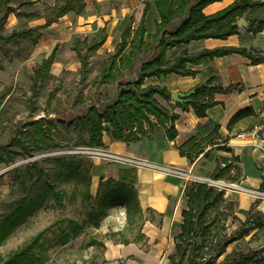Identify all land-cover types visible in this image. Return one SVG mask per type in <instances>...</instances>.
<instances>
[{"label":"rangeland","instance_id":"374dc122","mask_svg":"<svg viewBox=\"0 0 264 264\" xmlns=\"http://www.w3.org/2000/svg\"><path fill=\"white\" fill-rule=\"evenodd\" d=\"M67 2L73 10L40 29L42 35L37 39L36 34L9 39L14 33L46 24ZM147 4V33L138 50L132 43L133 34L127 33L135 32ZM186 17L177 19L175 27ZM159 19L155 0H0V225L16 210L27 209L19 226L0 246L6 260L41 234L26 261L15 264H106L105 245L94 241L105 244L138 237L139 225L127 221L124 206L109 207L105 215L96 217L106 188L102 184L107 183L92 181L94 160H110L86 152L103 148L88 147L84 116L93 106L104 109L115 103L120 84L137 80L141 65L160 53V42L169 45L166 40L172 38L170 32L175 28L155 39ZM95 45L99 47L91 50ZM56 47L55 61L38 80L39 96L34 98L37 70ZM182 48L168 47L166 57L175 59ZM132 50L136 51L132 66L119 62ZM80 56L88 61L86 76ZM116 61L119 78L103 82V72ZM182 173L179 176L188 185L202 182L225 192L226 201L207 217L209 222L215 220L218 239L223 235L235 238L228 246V254H234L227 264H238L244 256L253 259L249 264H264V216L250 212L240 221L235 201L227 197V193L237 192L230 182L209 174ZM48 184L57 187L61 201ZM147 217L155 223L160 220L154 213ZM172 224L169 244L177 243L180 233L179 220ZM141 244L144 251L151 250L146 241ZM204 252L207 258L201 254L195 264H207L215 255L207 248ZM228 254L215 258L214 264H225Z\"/></svg>","mask_w":264,"mask_h":264},{"label":"crops","instance_id":"0c3cea01","mask_svg":"<svg viewBox=\"0 0 264 264\" xmlns=\"http://www.w3.org/2000/svg\"><path fill=\"white\" fill-rule=\"evenodd\" d=\"M235 1H216L207 5L203 13L206 16L213 15ZM253 1H259L262 5L244 12L240 20L244 19L246 26H238V34L226 39L195 40L184 45V48L192 55L219 48H244L253 54L264 55V28L258 30L257 24L250 27L252 20L264 19V0ZM181 23L178 22V26ZM168 31L170 30L167 33ZM186 68L194 74L171 73L161 79L148 78L146 84L166 86L171 94L188 93L206 83L210 78L208 70L213 69L222 86L238 85L239 89L216 93L213 99L217 104L207 110L205 117H198L190 105L187 108L179 106L172 97L167 101L156 96L160 104L179 116L175 122L176 138L169 140L166 129L160 132L154 129L148 136L132 142L114 141L106 134L103 137V149L198 175L212 176L218 167L225 168L229 165L230 170L222 178L237 189L235 194L227 193V197L230 201H235L238 209L235 215L242 222L246 218L243 212L258 213L263 217L264 211L260 209V205L264 202V124L248 131L252 123L250 117L237 121L231 130L229 123L237 113L246 108H252L264 120V62L254 64L248 56L231 53L205 58L198 64L187 63ZM126 169L136 170L135 189L145 217L148 213H154L160 220L155 223L147 217L149 220L139 229V235H144L143 239L138 235L134 240L128 239L129 243H124V240L105 242L104 261L106 264H171L170 256L175 253L176 243L173 241L169 244L170 231L175 219L179 220L181 230L182 211L187 206L185 188L188 183L179 175L102 160H94L92 181L97 184L109 179L119 181L121 171ZM257 200L261 201L254 206ZM172 204L174 209L170 208ZM168 210L172 211L171 215H167ZM144 241L151 246V250L142 249L141 243ZM228 248L224 255L228 254Z\"/></svg>","mask_w":264,"mask_h":264},{"label":"trees","instance_id":"16d2710c","mask_svg":"<svg viewBox=\"0 0 264 264\" xmlns=\"http://www.w3.org/2000/svg\"><path fill=\"white\" fill-rule=\"evenodd\" d=\"M216 1L221 0H155V6L158 11L160 19L157 21V34L155 39H159L160 35L170 28H175L172 32V38L166 40L171 41L168 46L160 42L162 45L160 53L152 60L146 61L141 65V70L137 80L120 84V94L115 103L101 109L98 107H91L84 116V126L90 135L88 147H104V133H106L112 140H120L124 142L138 141L143 137L149 135L152 130L166 129L167 138L174 140L177 136V129L175 126L176 120L179 116L172 113L169 109L164 107L156 96L169 101L172 97L171 92L166 86L161 85H147L148 78H163L168 74L176 73L179 75H192L193 71L186 68L187 63L198 64L205 58H214L225 56L231 53H240L252 59L254 64L264 62V55L253 54L244 48H219L215 50H204L195 55L189 53L187 48H182L179 54L173 60L166 58L168 47H184L195 40L216 38L226 39L231 35L239 33L238 22L244 12L249 8L261 6L262 3L253 0H236L228 8L219 11L213 15L206 16L203 9ZM73 10L72 3L67 2L59 6L56 10L54 18L49 19L48 22L35 29L22 30L14 33L9 39L20 35L29 37L37 35L35 39L42 35L40 29L46 28L57 19L65 16ZM148 12V4L144 10L139 26L134 33L128 31V36L133 34V45L136 49L141 50L144 44V36L147 33L146 17ZM187 14L181 25L175 27V21ZM257 24V29L264 28V19H254L250 22V27ZM100 45V44H99ZM99 45L91 46V50H95ZM134 48V49H135ZM57 47L52 54L43 61L41 67L37 70L35 84L32 89L34 98L39 96L38 80L43 76V73L48 72L53 65L56 57ZM136 51L132 50L129 56L121 58L119 62L126 61L132 66L133 57L136 56ZM82 60V73L84 76L88 73V61L85 56H80ZM209 80L195 87L194 93L191 95V102L188 104H179L183 108L192 106L198 117H205L209 108L217 104L213 99L216 93H227L232 90H238V85H230L224 87L219 82L218 74L209 69ZM118 62H114L110 68L103 72V82L111 79L117 80L119 78ZM252 118V123L248 131H252L256 126L264 124V120L260 118L252 108H246L237 113L229 123V129L232 125L242 118ZM169 125V127H168ZM184 147V146H183ZM28 156H32L28 152ZM230 170L228 165L225 168L218 167L212 178L220 179L225 173ZM136 170L126 169L122 170L120 180H107L106 188L100 196V204L98 207V214L96 217L105 215L109 207L124 206L126 208L127 221L132 224H138L141 229L145 221L149 220L145 217V213L141 207L138 193L135 189ZM53 194L61 201V193L57 191V187L53 184H48ZM100 194V193H99ZM185 195L187 197V207L182 211L183 223L181 225L180 233L177 235V243L175 253L170 256L171 264H182L185 260L189 264H195L196 260L202 256L207 258L208 251H214L215 255L210 257L207 264H214L215 258L218 259L226 253V249L235 238L223 235L218 239L214 235L216 222L208 220L210 211L222 202H225V192L223 190H216L212 186L202 182H192L185 188ZM261 200H257L254 206L258 205ZM27 209H18L9 218L0 225V245H2L13 230L19 226L22 219L25 217ZM249 215L248 212H243ZM172 211L168 210L167 215H171ZM250 219V217L248 218ZM249 221V220H248ZM123 234V232H117ZM41 234L36 236L34 241L9 255L7 260L0 254V264H15L19 260L26 261V256L32 251L33 247L39 239ZM140 239L144 235H139ZM197 239L201 240V244L197 243ZM128 239L124 243H129ZM93 244H99L94 241ZM234 253L226 256L225 264ZM253 261L252 258L244 256L238 264H248Z\"/></svg>","mask_w":264,"mask_h":264},{"label":"built area","instance_id":"2783aa9c","mask_svg":"<svg viewBox=\"0 0 264 264\" xmlns=\"http://www.w3.org/2000/svg\"><path fill=\"white\" fill-rule=\"evenodd\" d=\"M88 153H94L97 154L103 158H106L112 162H123V163H127L130 164L136 168H151V169H155V170H159L162 172H166V173H170V174H175V175H182L183 171L181 170H177V169H173V168H168L165 166H159V165H155L152 163H149L145 160H141V159H137V158H132V157H128V156H123V155H119V154H115L106 150H88L86 151ZM190 175V174H189Z\"/></svg>","mask_w":264,"mask_h":264},{"label":"water","instance_id":"95a60500","mask_svg":"<svg viewBox=\"0 0 264 264\" xmlns=\"http://www.w3.org/2000/svg\"><path fill=\"white\" fill-rule=\"evenodd\" d=\"M239 27L246 26V22L244 19L239 20L238 22ZM170 43V41H169ZM194 93V90H191L188 93H182V92H175L172 94V99L174 102L178 104H188L191 102V95Z\"/></svg>","mask_w":264,"mask_h":264},{"label":"bare ground","instance_id":"6f19581e","mask_svg":"<svg viewBox=\"0 0 264 264\" xmlns=\"http://www.w3.org/2000/svg\"><path fill=\"white\" fill-rule=\"evenodd\" d=\"M218 183L221 184V185H224L225 184L223 182H218ZM260 209L264 211V202L260 205Z\"/></svg>","mask_w":264,"mask_h":264}]
</instances>
